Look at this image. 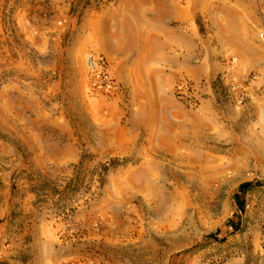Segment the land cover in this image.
Segmentation results:
<instances>
[{
	"label": "rangeland",
	"instance_id": "374dc122",
	"mask_svg": "<svg viewBox=\"0 0 264 264\" xmlns=\"http://www.w3.org/2000/svg\"><path fill=\"white\" fill-rule=\"evenodd\" d=\"M114 2L0 0V264H264V65L227 75L184 42L120 68L76 30ZM91 53L114 96L88 93Z\"/></svg>",
	"mask_w": 264,
	"mask_h": 264
},
{
	"label": "crops",
	"instance_id": "0c3cea01",
	"mask_svg": "<svg viewBox=\"0 0 264 264\" xmlns=\"http://www.w3.org/2000/svg\"><path fill=\"white\" fill-rule=\"evenodd\" d=\"M68 7L67 0H35L33 7L28 6L35 17L51 13L55 17ZM76 10L80 37L92 35L123 69L133 63H162L163 49H176L184 42L188 50H194L196 42L209 49V60L204 56L200 62L218 64L227 75L243 65H264V0H115L102 9L82 3ZM201 29L204 34H199ZM169 58L167 62L178 63V55ZM187 60L196 61L191 50ZM195 70H189L192 78H200ZM151 72L146 79H152ZM212 77L205 67L200 79ZM16 112V141L31 143L32 123L20 122L19 108Z\"/></svg>",
	"mask_w": 264,
	"mask_h": 264
},
{
	"label": "built area",
	"instance_id": "2783aa9c",
	"mask_svg": "<svg viewBox=\"0 0 264 264\" xmlns=\"http://www.w3.org/2000/svg\"><path fill=\"white\" fill-rule=\"evenodd\" d=\"M87 90L94 97H112L118 91V84L112 76L108 60L99 54L86 57Z\"/></svg>",
	"mask_w": 264,
	"mask_h": 264
}]
</instances>
